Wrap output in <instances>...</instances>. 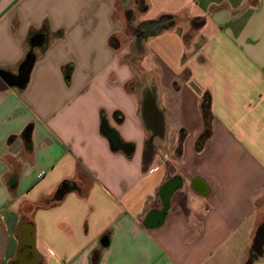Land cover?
Masks as SVG:
<instances>
[{"label": "crops", "instance_id": "obj_1", "mask_svg": "<svg viewBox=\"0 0 264 264\" xmlns=\"http://www.w3.org/2000/svg\"><path fill=\"white\" fill-rule=\"evenodd\" d=\"M29 52L23 87L0 80V264H244L264 0H0V70Z\"/></svg>", "mask_w": 264, "mask_h": 264}, {"label": "trees", "instance_id": "obj_2", "mask_svg": "<svg viewBox=\"0 0 264 264\" xmlns=\"http://www.w3.org/2000/svg\"><path fill=\"white\" fill-rule=\"evenodd\" d=\"M140 8H142V6ZM164 18L170 21V22L168 21L169 23L166 25V26H169L171 23V19H173L174 17L171 15H168V16H165ZM201 109H202V115L204 119L208 118L211 115L209 95H205V97L203 98ZM73 188H74V185L72 181H67V180L62 181L58 185V188L54 196L52 197V199L49 200V202L60 200L62 196L64 195V193H66L69 190H72ZM106 241L107 240L102 239V245H105ZM263 254H264V216H263V219L256 225L253 231L247 257L244 261V264H254L257 260H259L263 256ZM98 257L99 255L97 252L92 256L91 264H96Z\"/></svg>", "mask_w": 264, "mask_h": 264}, {"label": "water", "instance_id": "obj_3", "mask_svg": "<svg viewBox=\"0 0 264 264\" xmlns=\"http://www.w3.org/2000/svg\"><path fill=\"white\" fill-rule=\"evenodd\" d=\"M154 27L160 28L158 24H154ZM34 59V54L32 52H29L21 63L17 74H12L0 70V80L3 82V89L10 86L23 87L28 80V76L33 65ZM105 133L114 146L119 145L117 134L113 129H108L105 131Z\"/></svg>", "mask_w": 264, "mask_h": 264}, {"label": "rangeland", "instance_id": "obj_4", "mask_svg": "<svg viewBox=\"0 0 264 264\" xmlns=\"http://www.w3.org/2000/svg\"><path fill=\"white\" fill-rule=\"evenodd\" d=\"M142 5L139 3L138 9L141 7ZM168 21V20H167Z\"/></svg>", "mask_w": 264, "mask_h": 264}]
</instances>
